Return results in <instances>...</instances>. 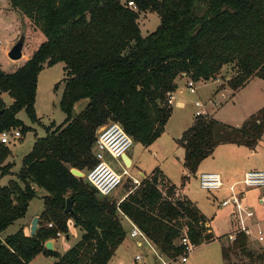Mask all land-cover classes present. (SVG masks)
I'll return each instance as SVG.
<instances>
[{
    "label": "trees",
    "instance_id": "trees-1",
    "mask_svg": "<svg viewBox=\"0 0 264 264\" xmlns=\"http://www.w3.org/2000/svg\"><path fill=\"white\" fill-rule=\"evenodd\" d=\"M8 1L43 41L22 64L9 72L0 68V132L32 129L17 119L21 109L31 122H39L34 108L37 77L58 62L64 64L59 107L66 117L35 138L16 178L0 187V264H31L38 254L54 257L53 264H106L125 238L124 218L166 258L183 252L179 238L184 230L193 247L222 240L212 234L195 203L178 194L158 167L138 186L131 184L121 200L98 194L70 169L86 174L95 165L98 130L112 122L132 141L152 144L165 130L172 112L167 95L180 75L208 81L228 66L226 85L232 94L254 78L264 79V0ZM129 1L135 8L127 5ZM143 12L159 17L158 26L144 36L137 21ZM2 93L11 97L10 104ZM81 100H87L86 105L72 116ZM263 133L264 105L241 126L208 115L194 117L177 139L184 149L182 179L195 174L219 144L253 147ZM9 154V147L0 143V178L11 173L12 164L5 163ZM37 188L45 194L35 233L26 235L20 228L2 238L10 224L25 216ZM67 199L72 214L64 211ZM69 220L81 230L80 238L63 254L46 249L45 242L57 238V232L67 233ZM247 244L243 233L222 243L224 264H237L228 261L236 252L249 259L246 264H264V252L256 253Z\"/></svg>",
    "mask_w": 264,
    "mask_h": 264
},
{
    "label": "rangeland",
    "instance_id": "rangeland-1",
    "mask_svg": "<svg viewBox=\"0 0 264 264\" xmlns=\"http://www.w3.org/2000/svg\"><path fill=\"white\" fill-rule=\"evenodd\" d=\"M145 14H147L146 21H142L141 19L139 24L143 36L153 31L159 24V17L155 12H146ZM24 30L26 36L23 57L18 60L17 63H22L26 59V55H30L32 51L37 48L40 41L43 40V35H40L39 31L33 29L28 20L18 14V12L11 7L8 0H0V68L4 72H8L10 69V63L4 51L5 49L8 51ZM63 66L64 64L62 62L50 66L51 68L46 71L49 74V78L47 80L40 79L34 103L35 112L41 117L39 122H31L24 109L19 110L16 114L17 119L32 129L22 133L19 128H14L21 132V136L17 140H12L8 145L13 148L12 154L10 153L7 157L12 164L11 173L0 178V187L6 185L9 179L16 178V173L20 169L22 158L30 150L35 138L44 136L47 127L53 129L65 119L66 114L59 107V99L64 82L62 81V84L60 83L57 85L56 89H54V82H51V78L62 75ZM230 75L231 69L228 66L223 67L214 79H210L206 84L201 85L197 89V94H192L191 97L198 100L199 97H197V95H199L201 97L200 99L205 100L208 108L212 105H215V108L218 107L219 109L215 112L216 116L214 115L216 120L219 118L221 119V122L227 123L231 126H241L243 121L250 114L254 113L247 111L255 109L257 111L264 105V79L254 78L244 87L238 89L232 94V91L226 85V80ZM221 86L222 89L226 88L221 91L222 94L221 92L213 94L215 88ZM3 98L5 101L11 100V97L7 93L3 95ZM86 102L87 100H81L76 103L72 111V116H75L86 105ZM195 109L196 107L192 103L188 104L187 107L182 110L173 109L172 116L167 125L168 134L171 137L167 144L162 145V149L164 150L163 154H167L166 160L164 159L163 161L160 157L161 155L158 153L157 149L158 146L149 145L146 147L140 143L132 141L131 146L126 153L132 156L135 151L138 152L140 161L134 163L131 168H128V171L131 176L137 177L141 180L140 177L142 172L149 173L152 168L156 167L159 163H164L167 167L171 166L167 169L170 171L169 173L173 182L180 187L184 184L185 189L188 191L187 193L197 200L203 215L209 218L214 235L223 236L222 240L216 239L208 243L197 245L180 261V264H224L221 254V246L222 243H228L226 235L232 232V224L234 225L233 221H230V207L220 206L221 197L226 195L227 192L224 187L216 191H207L200 188L198 175L201 172H214L213 165L217 166L218 164L223 167L222 171L230 168L236 171L240 169H250L262 170L264 172V133L253 147L236 144L229 145L231 143L219 144L211 155L202 160L195 174L189 175L187 179L183 180L181 175L183 172V165L179 164V161L182 160L179 156V146L174 145V142L178 144L175 139L191 125L193 117L192 113ZM163 136L164 137L162 138H167V135ZM154 151H157L156 156L153 154ZM106 159L108 160L107 163L115 171L121 172L122 169L120 167L119 159L112 158L109 155ZM234 179L235 178H232V181ZM131 182L132 181L128 175L124 176L122 184L113 191L111 196L119 197L121 194L125 193L131 186ZM43 194H45V191L41 188H37V195L30 203L31 210L43 208ZM244 201L254 211V218L261 224L264 231V186L244 189ZM18 220L10 224L1 233L2 238L16 231L19 222ZM67 229L68 231L66 234L69 235V237L65 238L66 234H63L60 238L66 244H70L73 243V237L77 235V230L75 232L74 227L70 225H68ZM247 245L249 249L256 253L264 252V240L259 243L248 239ZM143 250H145V247L122 248L120 249L119 257L124 264H141V261L136 262L134 260V255L136 251L143 252ZM38 258L33 259L31 264H53L55 260L52 256H40ZM117 260L118 256L112 259L110 264H117ZM228 261L236 262L237 264L249 263V259L240 252L231 254ZM257 263L261 264L260 262ZM148 264H157V260L155 258H152L151 260L149 259Z\"/></svg>",
    "mask_w": 264,
    "mask_h": 264
},
{
    "label": "built area",
    "instance_id": "built-area-1",
    "mask_svg": "<svg viewBox=\"0 0 264 264\" xmlns=\"http://www.w3.org/2000/svg\"><path fill=\"white\" fill-rule=\"evenodd\" d=\"M127 5L135 8V5L131 1L127 2ZM186 87L191 94L196 93V86L193 80L188 79ZM167 104L172 106L173 92L168 93ZM193 104L196 107L194 116L206 115L201 111V108L204 106L203 102L195 100ZM20 136L21 132L18 129L11 128L4 130L0 132V143L9 145L12 140H17ZM131 143L132 139L118 123H109L98 130L94 145L96 163L84 175L88 183L98 194L103 196L111 195L122 184L123 177L128 175V166L122 160V156L127 154L126 152ZM105 154L120 160L121 172L115 171L105 161ZM131 181L134 186H138L140 183V180L137 178H131ZM198 181L200 188L207 191H216L223 187L222 177L216 172H202L198 176ZM262 186H264V172L262 170L246 171L240 180L228 185L229 195L220 201V206H230L232 208L231 221L234 223V229L226 235L229 242L234 241L238 233H243L248 239L259 243L264 240V231L261 224L253 221L255 216L254 211L242 201L244 189ZM238 187L242 189L238 190ZM51 225V223H48V226ZM56 235L59 237L63 234L57 232ZM129 236L139 238L141 240L139 246L143 242L153 253L157 264H180V261L194 249L185 234V230L179 238V243L183 246V252L175 258L164 257L146 235L133 223ZM134 259L143 261L140 254L135 255Z\"/></svg>",
    "mask_w": 264,
    "mask_h": 264
},
{
    "label": "crops",
    "instance_id": "crops-1",
    "mask_svg": "<svg viewBox=\"0 0 264 264\" xmlns=\"http://www.w3.org/2000/svg\"><path fill=\"white\" fill-rule=\"evenodd\" d=\"M121 1H123V0H121ZM146 12H143V13H140L141 15H139V18H138V25L140 24V21H141V19H142V21L143 20H145L146 21V17H147V14H145ZM19 14V13H18ZM139 28H140V26H139ZM141 31V30H140ZM40 33V32H39ZM40 35H41V33H40ZM42 40V39H41ZM43 41V40H42ZM42 41H40V43L42 42ZM5 54L7 55V49H5ZM23 53V52H22ZM0 55H1V53H0ZM31 55V54H30ZM30 55H26V59L30 56ZM23 57V56H22ZM25 59V60H26ZM8 60H9V63H10V69H9V71L13 68V66L15 65V64H17V61H12V60H10L9 58H8ZM24 60V61H25ZM23 61V62H24ZM22 62V63H23ZM22 63H19V64H22ZM59 63H61V62H58V63H56V64H54V65H57V64H59ZM0 65H1V63H0ZM53 65V66H54ZM49 68H51V67H45V68H43L40 72H39V74H38V77H37V89H36V91H38V85H39V82H40V79H48L49 78V74H48V72H46V71H48V69ZM64 68V66L62 67V69ZM8 71V72H9ZM47 73V74H46ZM64 78V70H63V72H62V75L61 76H58V77H55V78H51V82H54V84H57L58 83V85L61 83L62 84V79ZM186 81H187V78H186V76L185 75H180V76H178L177 77V79H176V88H175V90L173 91V104H172V112H173V109L175 108V109H184V108H186L187 107V105L188 104H193V102L195 101V100H197V99H195V98H193V97H191V93L188 91V89H187V87H186ZM209 81V80H208ZM206 82L207 81H198V82H195V86H197V88H196V93L195 94H197V89L201 86V85H204V84H206ZM62 87H64V85H62ZM216 87V86H215ZM226 88H224V89H221V90H219L218 92H221V91H223V90H225ZM62 90H63V88H62ZM215 90H216V88H215ZM214 90V91H215ZM218 92H214L213 94H216V93H218ZM5 93H2L1 94V97L3 98V95H4ZM221 94H222V92H221ZM197 97H199V99L198 100H200L201 102H204L203 104H204V106L201 108V111L204 113V114H206V115H208V116H212L213 118H214V115L216 116V111L219 109L218 107L217 108H215L216 106L215 105H212V106H210L209 108L206 106V103H205V100H202V99H200L201 97L199 96V95H197ZM3 100H4V98H3ZM5 101V100H4ZM210 101V100H209ZM12 102V99L10 100V101H5V103L8 105V104H10ZM217 102V101H216ZM256 111V109L255 110H249V111H247V112H255ZM172 112H171V115H170V117H169V119H168V121L170 120V118H171V116H172ZM195 112V111H194ZM194 112L192 113L193 114V117H192V122H193V119H194ZM37 113V112H36ZM37 115V117L39 118V120L41 119V117L38 115V114H36ZM247 115V114H246ZM218 120L221 122V119H219L218 118ZM64 121V120H63ZM168 121H167V123H166V125H165V130H164V132L152 143V144H150L151 146L152 145H156V146H158V153L161 155L160 157L163 159V161H164V159L166 160L167 159V154H163L164 153V150L162 149V145L163 144H167L168 142H169V139H170V135L168 134V128H167V125H168ZM61 124V123H60ZM227 124V123H226ZM191 125H192V123H191ZM190 125V126H191ZM189 126V127H190ZM185 131V130H184ZM183 131V132H184ZM163 135H167V138H162V137H164ZM182 134L180 133L179 135H178V137L175 139V140H177L180 136H181ZM174 138V137H173ZM173 143V142H172ZM33 145V144H32ZM174 145H177V146H179V156H180V158L182 159V160H180L179 161V164L180 165H183V156H184V149H183V147L182 146H180L179 144H176L175 142H174ZM174 145H172V146H174ZM229 145H235V144H229ZM8 146V145H7ZM170 146V145H169ZM9 147V146H8ZM217 147V146H216ZM215 147V148H216ZM31 148H32V146H31ZM31 148H30V150H31ZM9 149H10V153L12 154V151H13V148L12 147H9ZM29 150V151H30ZM28 151V152H29ZM27 152V153H28ZM26 153V154H27ZM153 154L156 156V154H157V151L155 152H153ZM129 158H130V161H131V165H130V167H128V168H131L133 165H134V163H138L140 160H139V154H138V152H134L133 153V155L132 156H130L129 154H126ZM107 156H108V154H105V161L107 162L108 160L106 159L107 158ZM204 160V159H203ZM7 161V162H6ZM6 161H5V163H11L10 162V160H8V158L6 159ZM202 162V161H201ZM201 162H200V164H201ZM164 164V163H163ZM163 164H161V163H159V164H157L156 165V167H158L159 169H161L162 170V172L169 178V180L172 182V183H174L173 182V180L171 179L172 177H171V175H170V171H168V169L171 167V166H169V167H167L165 164L163 165ZM200 164L198 165V167L200 166ZM166 166V167H165ZM197 167V168H198ZM202 167V166H201ZM155 168V167H154ZM168 168V169H167ZM213 168H214V172H216V173H219L220 175H221V177H222V180H223V187L225 188V190H226V195H223L222 197H221V200L222 199H224V198H226L228 195H229V190H228V185H230V184H232V183H234V182H236V181H238V180H240L241 178H242V176H243V174L246 172V171H249L250 169H240V170H232V169H225V171H222L223 170V167L221 166V165H217V166H215V165H213ZM218 168H219V170H218ZM153 169V168H152ZM183 172H182V176H183V174H184V172H185V170H184V167H183V170H182ZM213 172V171H212ZM150 173V172H149ZM149 173H145V172H142V175H141V177L140 178H142V177H144L145 175H147V174H149ZM202 173V172H201ZM85 175V174H84ZM199 176V175H198ZM238 176H240V177H238ZM84 177V176H83ZM128 177H130V179L131 178H137V177H134V176H131L130 174H129V171H128ZM232 178H235L233 181H232ZM138 180H139V178H137ZM10 180V179H9ZM8 180V181H9ZM175 184V183H174ZM176 185V184H175ZM177 186V185H176ZM177 189H178V194H182V195H185L187 198H189L191 201H193L194 203H195V205L197 206V208L199 209V211L201 212V210H200V208H199V205H198V202H197V200L196 199H194V197H192V196H190L187 192V190L185 189V187H184V184H182L181 185V187L180 186H177ZM242 188L241 187H238V190H241ZM244 192V191H243ZM44 195V194H43ZM125 195H126V192L125 193H123V194H121L119 197H114V196H112L114 199H116V200H121V199H123L124 197H125ZM32 201V200H31ZM31 201L29 202V205H28V207H27V211H26V213H25V216L24 217H22V218H20L18 221V224H17V229H16V231L18 230V229H20V228H22L23 229V231H24V233L26 234V235H29V232H30V226H31V221H32V219L34 218V217H38V221H39V215H40V213H41V211H42V209L41 208H39V209H36V210H31V208H30V203H31ZM242 201H243V203H245V201H244V196L242 197ZM246 204V203H245ZM247 205V204H246ZM222 207V206H221ZM230 207V206H229ZM230 209H231V211H232V208L230 207ZM230 211V210H229ZM202 213V212H201ZM203 214V213H202ZM205 216V215H204ZM206 218H207V225L210 227V231L212 232V234L214 235V232H213V230H212V228H211V223H210V221H209V218L207 217V216H205ZM255 217V216H254ZM231 221V220H230ZM253 221H256V222H258L255 218L253 219ZM68 225H70V226H72V227H74V231L76 232V230H77V235L75 236V237H73V243H70V244H66L60 237L62 236H57V238H55V239H50V241L52 242V246H53V251H57L59 254H63L68 248H70L79 238H80V236H81V230L78 228V227H75V226H73V224H72V220H69L68 221ZM122 224H123V226H124V228H125V230H126V235H125V238L123 239V241L119 244V246L116 248V250H115V252H114V254L112 255V257L109 259V261L106 263V264H110L111 262H112V259H114L115 257H117L118 256V260H117V264H124L123 263V261L120 259V255H119V252H120V249H122V248H126V249H128L129 247H136V248H144L145 247V250H143V252L142 251H136L135 252V255H137V254H140L141 256H142V260L143 261H141V264H148V260L150 259H152V258H154V255H153V253L151 252V250H149L148 249V247L142 242V244H141V246H139V242L141 241L139 238H133V237H130L129 236V231H130V228H131V226H132V222L130 221V220H128L127 218H124L123 219V221H122ZM37 226H38V222H37ZM234 229V225L232 224V230ZM231 230V231H232ZM15 231V232H16ZM13 234V233H12ZM226 234V233H225ZM224 234V235H225ZM8 236V235H7ZM6 237V236H5ZM69 237V235H65V238H68ZM135 255H134V257H135ZM40 256H45V255H43V254H38V255H36L33 259H35V258H38V257H40ZM32 259V260H33ZM38 259H41V258H38ZM135 260V259H134ZM136 262H137V260H135ZM224 262V261H223Z\"/></svg>",
    "mask_w": 264,
    "mask_h": 264
},
{
    "label": "water",
    "instance_id": "water-1",
    "mask_svg": "<svg viewBox=\"0 0 264 264\" xmlns=\"http://www.w3.org/2000/svg\"><path fill=\"white\" fill-rule=\"evenodd\" d=\"M25 36H26V34H25V30H24L21 32V34L19 35L16 42L14 44H12L11 47L8 49L7 57L10 60L18 61L22 58V56H23L22 52H23L24 43H25ZM122 160L125 162L126 166L130 167L131 161H130V158L126 154H124L122 156ZM70 172L77 177H83L84 176V173L81 170L76 169V168H71ZM64 211L66 213H70V214L73 213L72 202L69 199L66 200V205H65ZM37 222H38V217H34L31 221L30 232H29L30 236L35 233V231L37 229ZM44 246L48 250H53L52 242L50 240L46 241Z\"/></svg>",
    "mask_w": 264,
    "mask_h": 264
}]
</instances>
